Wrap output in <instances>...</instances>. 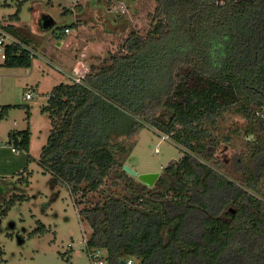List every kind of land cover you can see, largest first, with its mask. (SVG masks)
<instances>
[{
    "label": "trees",
    "instance_id": "1",
    "mask_svg": "<svg viewBox=\"0 0 264 264\" xmlns=\"http://www.w3.org/2000/svg\"><path fill=\"white\" fill-rule=\"evenodd\" d=\"M77 8L86 15L83 5ZM19 11L20 5L13 18ZM61 11L73 16V9ZM152 16L153 27L145 35L132 30L109 63L82 82L53 87L42 107L52 128L38 162L75 203L102 191L118 172L124 193L79 211L92 227L88 254L105 250L111 264L128 256L140 264H264V0H156ZM11 27L5 25L17 41L7 45L2 65L31 67L35 51ZM186 66L204 87L189 85ZM162 109L171 115L160 118ZM231 111L246 120L234 132L252 138L223 169L212 162L223 140L214 131ZM147 124L184 152L153 185L135 182L120 159ZM30 138L29 126L10 132L26 151ZM45 231L39 220L30 236Z\"/></svg>",
    "mask_w": 264,
    "mask_h": 264
},
{
    "label": "rangeland",
    "instance_id": "2",
    "mask_svg": "<svg viewBox=\"0 0 264 264\" xmlns=\"http://www.w3.org/2000/svg\"><path fill=\"white\" fill-rule=\"evenodd\" d=\"M19 5V18L15 19L13 15ZM77 5H83L86 15L78 11ZM61 6L73 9V16L62 14ZM155 7L156 0H0V20L9 19L13 33L20 39H28L29 47L35 51L31 67L0 64V115L5 106L12 105L0 118V138L18 149L0 147V248L3 251L0 264H90L86 244L92 227L80 217L79 211L91 204L89 201H102L108 193L123 194L124 186L118 172H114L102 191L90 192L88 200L75 203L69 188L59 180L54 182L53 175L44 173L38 162L52 128L51 119L42 112V107L54 86L71 81L62 63L66 55L89 65L76 63L74 67L80 70L93 71L109 63L112 53L123 51V43L132 30L145 35L153 27ZM47 21L51 24L46 25ZM74 22L77 27L71 25ZM65 25L71 26L59 45L58 35ZM182 70L190 73L191 87L206 85L190 67ZM30 90L35 92L33 98L26 97ZM157 114L168 118L171 111L162 109ZM218 122L220 125L214 133L223 140L216 147L212 162L217 161V165L220 163L227 169L232 167L235 154L246 151L252 137L234 132L245 125L242 113L225 112ZM28 126L31 138L30 150L26 151L10 140V132ZM134 141L133 148L120 159L125 162V169L128 166L137 172L132 174L135 182L141 181L142 173L161 174L164 167L184 153L181 145L150 124ZM80 197L79 194L77 198ZM11 198L15 203L6 210ZM39 220L47 226V231L31 237ZM101 251L106 254L105 250Z\"/></svg>",
    "mask_w": 264,
    "mask_h": 264
},
{
    "label": "built area",
    "instance_id": "3",
    "mask_svg": "<svg viewBox=\"0 0 264 264\" xmlns=\"http://www.w3.org/2000/svg\"><path fill=\"white\" fill-rule=\"evenodd\" d=\"M5 25L6 24L0 20V64H4L7 59V45L17 41L16 37L5 28ZM67 31H69V29H67ZM88 72L89 68L88 70H84L83 68L80 70L74 67L72 68V74L70 77L75 82H82L83 78ZM34 95L35 92L31 90L26 92L27 98H33ZM163 138H166V136H163ZM1 146H9L13 151H18L17 147L15 145H11L10 141H4L0 138V147ZM103 252L104 251L99 250L90 253V264H111L107 258V253L105 254ZM124 260L125 264H140L139 260L133 256H128L127 258H124Z\"/></svg>",
    "mask_w": 264,
    "mask_h": 264
},
{
    "label": "water",
    "instance_id": "4",
    "mask_svg": "<svg viewBox=\"0 0 264 264\" xmlns=\"http://www.w3.org/2000/svg\"><path fill=\"white\" fill-rule=\"evenodd\" d=\"M51 24V21H47L46 25ZM126 170H128L129 173L136 175L137 172L135 170H133L132 168L126 166ZM159 173L158 172H146V173H142L139 175V178L141 181H143L144 183L148 184V185H153L154 182L156 181V179L158 178ZM121 264H125V260L122 259L121 260Z\"/></svg>",
    "mask_w": 264,
    "mask_h": 264
},
{
    "label": "crops",
    "instance_id": "5",
    "mask_svg": "<svg viewBox=\"0 0 264 264\" xmlns=\"http://www.w3.org/2000/svg\"><path fill=\"white\" fill-rule=\"evenodd\" d=\"M4 21H7V23L13 25L11 22H9V19H7V18H4ZM29 40L31 41V39H29ZM61 42L63 43V41L60 39L59 45L62 44ZM64 42H66V41H64ZM78 62L81 63V64L83 63V64L86 65V63H84V61H80V59H76L75 57L70 56V54L66 55V57L62 61L63 66H64V70H65L64 72L67 73L70 76L72 74V68H74V65L76 63L79 64ZM86 66L88 67L89 65H86ZM59 69L62 70L61 67Z\"/></svg>",
    "mask_w": 264,
    "mask_h": 264
}]
</instances>
